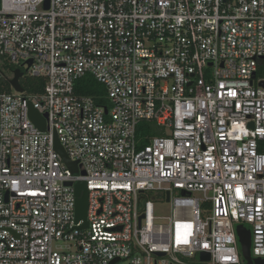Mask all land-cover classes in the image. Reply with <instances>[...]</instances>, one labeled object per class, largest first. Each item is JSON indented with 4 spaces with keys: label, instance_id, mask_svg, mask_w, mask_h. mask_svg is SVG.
Segmentation results:
<instances>
[{
    "label": "built area",
    "instance_id": "obj_1",
    "mask_svg": "<svg viewBox=\"0 0 264 264\" xmlns=\"http://www.w3.org/2000/svg\"><path fill=\"white\" fill-rule=\"evenodd\" d=\"M0 58L45 83L0 92V264H245L238 225L264 260V0H0Z\"/></svg>",
    "mask_w": 264,
    "mask_h": 264
},
{
    "label": "water",
    "instance_id": "obj_2",
    "mask_svg": "<svg viewBox=\"0 0 264 264\" xmlns=\"http://www.w3.org/2000/svg\"><path fill=\"white\" fill-rule=\"evenodd\" d=\"M30 62H28L29 64ZM23 77V73L20 71V69H15L13 71V78L9 81L11 87L16 92H23V88L20 85L19 80ZM104 114H107V109H105ZM29 117L30 120L34 123V125L41 131L46 130V115H40L36 110L30 108L29 110ZM54 147L56 152L60 155L63 162L66 164L67 168L71 170L73 173H77V163L71 162L69 158L67 157L64 149L60 145L57 138H55L54 141ZM67 186H73L74 189V197H75V209H74V217L75 222L78 223L79 221H82V225L79 227L80 229H85L88 227L87 221H86V213H87V188L85 182H78L72 185V183H67ZM185 194L184 192L182 193ZM166 202H169V196L166 198ZM236 235L238 238V243L240 246V251L242 258L245 262V264H264V260H260L258 258H254L251 255L250 251V245H251V233L250 230L243 225H238L236 227ZM202 258L204 260H208V255L202 253ZM117 260H114L110 264H114Z\"/></svg>",
    "mask_w": 264,
    "mask_h": 264
},
{
    "label": "trees",
    "instance_id": "obj_3",
    "mask_svg": "<svg viewBox=\"0 0 264 264\" xmlns=\"http://www.w3.org/2000/svg\"><path fill=\"white\" fill-rule=\"evenodd\" d=\"M260 64L264 67V60H261ZM7 66L13 70V67ZM257 76L264 77V70L260 71ZM27 78V79H26ZM19 80L21 87L25 93L38 94L43 91L44 80L40 78L26 77ZM26 79V80H25ZM0 92H11L9 80L4 78L0 71ZM75 92L78 95L87 96L94 100L96 106L103 107L107 110L110 108L109 101L105 98V89L99 84L92 76L86 75L79 79L75 84ZM163 129L158 128L154 122L141 121L137 127V139L140 146L146 145L149 138L156 136H164Z\"/></svg>",
    "mask_w": 264,
    "mask_h": 264
},
{
    "label": "rangeland",
    "instance_id": "obj_4",
    "mask_svg": "<svg viewBox=\"0 0 264 264\" xmlns=\"http://www.w3.org/2000/svg\"><path fill=\"white\" fill-rule=\"evenodd\" d=\"M24 71V75L22 77L26 78V74H25V69H23ZM0 71L2 72V75L4 78L11 80L13 78V70H11L8 66L7 63L4 59L0 58ZM27 79V78H26ZM25 79V80H26ZM11 92H14L13 90H11ZM195 196L199 197V194H196ZM148 200L154 202V215L156 217L161 218L159 221H157L158 223H162L165 224L168 222L167 218H169L171 216V207L169 204L162 202L161 200L157 199V196L154 194H147L146 197ZM57 247H60L61 250L63 249H67L65 244L60 243V245H58ZM71 250L73 251L74 249L71 248ZM123 264V263H120Z\"/></svg>",
    "mask_w": 264,
    "mask_h": 264
}]
</instances>
